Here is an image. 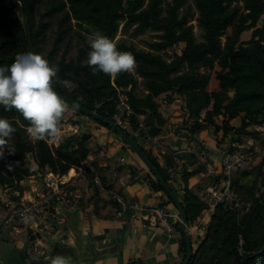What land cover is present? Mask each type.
Masks as SVG:
<instances>
[{
	"label": "trees",
	"instance_id": "obj_1",
	"mask_svg": "<svg viewBox=\"0 0 264 264\" xmlns=\"http://www.w3.org/2000/svg\"><path fill=\"white\" fill-rule=\"evenodd\" d=\"M10 1L0 0V66H11L18 54L29 52L21 4L16 0ZM22 1L28 12L36 53L43 51L50 20L58 17L54 44L47 50L46 59L58 66L54 80L71 81L74 87L68 89L57 82L54 90L114 122L119 93L125 92L135 112L130 128H125L129 135L134 136L133 133L139 130V115L145 116V124L152 135L160 134L167 120L157 98L166 94L168 100L172 101L173 93H177L187 99L190 138H196L204 129L213 128L217 143L230 137L227 150L233 151L237 142L249 136H259L260 129L249 128L252 124L264 125V23L258 25L264 14V0H194L199 12L198 24L203 29L201 41L196 37L194 25L189 23L194 16L191 7L185 11L182 9L188 0ZM17 6L20 7L19 15L16 14ZM122 24L125 32L133 28V35L146 30L156 31L157 40L149 43L151 49L146 50L121 39L116 43L117 49L133 54L135 70L122 72L116 78L100 71L94 73L87 64L90 50L88 35L100 31L114 40ZM250 29L252 38L243 41L242 34ZM75 35L81 41L77 56L67 59L63 55L58 59L59 47L67 37ZM180 43L185 44L184 48L171 60L154 51L168 50ZM203 67L213 69L214 78L201 72ZM139 77H142L145 88L143 94L138 91ZM75 110L86 115L78 108ZM239 116L241 124L236 127L231 121ZM0 117L8 119L16 129L5 146L7 148H0V187L8 186L14 191L22 189L21 181L31 172L26 163L30 153L36 155L39 171L43 174L49 169L67 173L88 159L91 153L92 135L88 131L71 133L64 137L58 147L52 148L48 139L29 137L26 131L29 122L15 109L7 111L0 106ZM88 117L115 131L108 124ZM64 122L65 119L61 125ZM140 146L169 183V177L161 169L157 158L145 146ZM256 166L264 183V157ZM149 170L153 176V187L162 190L168 202L177 208L156 175ZM252 170L237 174L234 180V186L243 200L250 203L249 210L242 213L224 203L217 204L200 243L195 250L193 247L189 264H264V193L257 195L253 186L246 192L247 186L241 183V178L250 175ZM194 173L185 174L186 179ZM216 177L205 176L209 183L204 184L203 190ZM171 187L181 199L190 225L207 204L202 196L187 186L183 194H180L179 188ZM181 253L183 264L188 253L183 233Z\"/></svg>",
	"mask_w": 264,
	"mask_h": 264
},
{
	"label": "crops",
	"instance_id": "obj_2",
	"mask_svg": "<svg viewBox=\"0 0 264 264\" xmlns=\"http://www.w3.org/2000/svg\"><path fill=\"white\" fill-rule=\"evenodd\" d=\"M88 118L85 124L92 135L89 157L98 167L105 188L99 189L89 176L79 177L76 184L81 193L79 206L66 210L65 234L51 241L46 259L52 257V248L59 244L67 248L59 253L68 257V264H181L182 232L179 230L181 214L178 208L168 202L162 190L153 187V176L142 159L122 153L125 141L120 135L101 124L99 128L97 121ZM165 118V127L158 134L161 145L157 148L152 145L149 150L169 177V183L179 188L180 194L187 186L202 196L204 186L209 183L204 172L208 167L220 165L228 138L217 143L213 128L204 129L196 138H190L187 117ZM239 121L240 116L231 123L238 127ZM202 141L211 153L208 161L202 162L187 152L176 153ZM191 171L195 173L186 179L185 174ZM111 192L123 195L129 203L138 200L144 206L168 205L175 229L169 231L161 226H145L141 219L132 218L128 212L118 218L119 204ZM206 218L209 221L211 213ZM190 226L188 224V231Z\"/></svg>",
	"mask_w": 264,
	"mask_h": 264
},
{
	"label": "built area",
	"instance_id": "obj_3",
	"mask_svg": "<svg viewBox=\"0 0 264 264\" xmlns=\"http://www.w3.org/2000/svg\"><path fill=\"white\" fill-rule=\"evenodd\" d=\"M134 113L127 94L120 91L115 123L124 129H129ZM144 119V115L138 116L139 130L144 134L146 142L151 143L154 147L160 146L159 136L152 135L149 132ZM257 127V129L264 130V125ZM87 128L88 125L85 123L66 124L64 122L61 125L58 138L56 140L48 139L47 141L52 148H55L64 139L67 130H72L75 134H81L86 130L88 131ZM99 128H101L100 124ZM249 137L252 143L259 141L253 136ZM236 146L233 151L226 150L222 154L219 166L208 167L204 172V176L216 175L217 177L203 191L202 199L206 202L207 207L202 212L203 217H199L198 223L195 226H190L191 231L203 234L207 225L206 217L219 203L237 208L240 212L249 210L250 203L243 200L234 186V180L237 174L251 171L255 167L256 156L261 149L258 146L246 145L245 140L237 142ZM184 152L202 162L211 158L210 150L204 141L186 148V151L179 149L176 153ZM122 160H124V157H122ZM71 170H74L73 175ZM87 174L92 176L93 183L99 189L105 188L98 167L93 159L88 157L80 165H75L64 174L50 169L43 174L39 170L31 169L30 175L20 183L22 189L14 191L10 198L4 199V210L2 212L5 213L1 217L4 221L3 226L12 227L17 234L25 230L27 239L30 242L27 249L30 256L33 258L48 257L51 241H55L58 235L65 234L66 210L79 206L81 193L76 184L79 177ZM111 195L119 204L116 213L118 218L124 217L128 212L132 218L141 219L145 226H161L169 231L175 229L172 223L173 214L168 205L159 203L144 206L138 200L129 203L123 195L116 192H111ZM23 213L32 215L35 218L34 221L26 223L22 218Z\"/></svg>",
	"mask_w": 264,
	"mask_h": 264
},
{
	"label": "clouds",
	"instance_id": "obj_4",
	"mask_svg": "<svg viewBox=\"0 0 264 264\" xmlns=\"http://www.w3.org/2000/svg\"><path fill=\"white\" fill-rule=\"evenodd\" d=\"M87 42L90 47L87 64L94 73L100 71L116 78L122 72L135 70L133 54L119 51L116 42L102 32L93 31ZM57 73L58 66L34 51L18 54L11 66H0V106L7 111L15 109L29 122L26 131L32 139L56 140L66 114L79 107L76 103L70 108L54 90L57 82L68 89L74 87L71 81H55ZM15 131L8 119L0 117V148L7 145ZM22 218L26 223L35 219L27 213ZM48 264H68V257L57 253Z\"/></svg>",
	"mask_w": 264,
	"mask_h": 264
},
{
	"label": "rangeland",
	"instance_id": "obj_5",
	"mask_svg": "<svg viewBox=\"0 0 264 264\" xmlns=\"http://www.w3.org/2000/svg\"><path fill=\"white\" fill-rule=\"evenodd\" d=\"M11 2L10 0H8ZM12 4V3H11ZM191 7V12L194 13V16L190 19L189 23H192L194 25V32L196 34V37L199 41L203 40V29L199 26L197 16L199 14L194 0H188V3L182 8L183 11H185L188 7ZM16 14H20V7H16ZM57 21L58 17H54L50 20V26L47 31V38L44 41L43 45V51L42 54L46 58V52L50 48H52L54 44V38L57 33ZM264 23V14L261 16L260 20L258 21V25H262ZM123 24L120 26V30L117 33L114 41L117 43L121 39H124L127 41L129 44L135 45L139 49H146L150 50L149 43L157 40V32L156 31H151V30H146L144 33L138 34V35H133L132 31L133 28H130L128 32H125L122 30ZM252 38V29L246 30L242 36L241 39L243 41H248ZM224 39V38H223ZM81 44V41L77 35L71 37H67L65 42L59 47V52H58V59L61 58L63 55L67 57V59L76 57L78 54V47ZM185 44L180 43L168 50H163V51H157L154 50L155 52L161 53L166 59L171 60V58L174 56L176 53H181L182 49L184 48ZM201 72H205L209 74L211 77L214 78V70L209 68V67H203L200 69ZM214 85V81L212 80V86ZM140 94H143L145 92L144 84L142 82V77H139V89H138ZM234 93V91H232ZM174 97L173 100L170 101L168 100V97L166 94L160 95L157 100L160 103V109L165 117H188L186 105H187V99L185 96L179 95L177 93H173ZM71 108V107H70ZM86 120H89L88 115H82L79 114L76 110L69 112L66 114L65 117V123H85ZM91 120V118H90ZM219 122H221V118H218ZM239 126L241 124V118L240 121L238 122ZM170 124L175 125V123L170 122ZM179 126V125H177ZM260 125H255L252 124L250 126V130H256ZM180 127H177V129ZM182 128V127H181ZM184 128V127H183ZM189 129V128H188ZM260 129V128H259ZM87 131V130H86ZM85 132V131H84ZM73 133L72 130H67L64 135H69ZM133 137L139 142L140 145L146 146L148 149L152 148L151 143H147L144 137V134L138 130L135 133H133ZM122 138V136L120 135ZM250 137L245 138V144L246 145H252V146H258L259 149H261L260 152L257 153L256 156V162L255 166L258 165L261 160L264 157V130L261 132L259 131V136L256 138L259 141L258 142H251L249 140ZM124 141L125 139L122 138ZM230 145V137L228 138V146L226 147L227 149L229 148ZM7 147H3L1 149H6ZM147 150V149H146ZM123 154H134L136 157L140 159V156L138 155L137 152L134 151L132 146L125 141V148L122 151ZM150 153V151H148ZM144 166L149 170L147 165L144 163V160H141ZM26 163L30 167V169L33 170H39L38 164H37V158L34 153H30L26 159ZM258 167V166H256ZM254 167L252 170V173L250 175L242 177L241 178V183L245 184L247 186L246 192L249 191V189L253 186L254 192L257 195H260L261 193H264V183L262 181V178L259 174V170ZM161 169L164 171V169L161 167ZM150 171V170H149ZM89 176L90 178L92 177L90 174L87 175H82L81 177ZM257 181V182H256ZM256 182V184H254ZM14 190L11 187L8 186H1L0 187V201L3 202V204L0 205V264H48L49 259L45 258H36L29 256L27 253V249L30 245L29 240L27 239V235L25 230H23L20 234H17L15 230L12 229V227H4V221L1 219L4 211V199L10 198V196L13 194ZM200 195V193H199ZM171 204L174 206V204L171 202ZM175 207V206H174ZM176 208V207H175ZM214 210V209H213ZM212 210V211H213ZM211 213V212H210ZM243 213V212H242ZM202 215V213L200 214ZM199 217H203L200 216ZM199 217L197 220L194 222H191V226H195L198 221ZM207 219V218H206ZM205 219V220H206ZM208 223V220H207ZM205 232H203L204 234ZM189 234L192 237V242H193V247L194 250L196 249V246L198 243H200L202 239L203 234H199V232L191 231L189 229ZM20 236V237H19ZM201 238V239H200Z\"/></svg>",
	"mask_w": 264,
	"mask_h": 264
},
{
	"label": "water",
	"instance_id": "obj_6",
	"mask_svg": "<svg viewBox=\"0 0 264 264\" xmlns=\"http://www.w3.org/2000/svg\"><path fill=\"white\" fill-rule=\"evenodd\" d=\"M16 1L20 2V4H21L22 14L24 16V21H25V27H26V34H27V41H28L29 51H34L35 52L34 43H33L32 34H31L30 21H29V16H28V12H27L26 6H25V4H24V2L22 0H16ZM58 94L65 101H67L71 105L77 103L74 99H72L71 97H69V96H67V95H65L63 93H58ZM78 109H80L86 115L91 116V117L95 118L96 120H99V121H101V122H103L105 124H108L115 131H117L122 136V138H124L125 141L129 145L132 146V148L138 153V155L146 162V164L149 166V168L156 175V177L161 182V184L163 185V187L165 188V190L167 191L169 196L173 199L175 205L177 206V208H178V210H179V212L181 214V220H180L179 226H180V229H181V231H182V233L184 235V238L186 240L187 250H188L187 257L184 260L183 264H189V262H190V260H191V258L193 256L194 251H193V246H192V239H191V236H190V234L188 232V215H187V211H186L184 205L182 204L181 199L177 195L176 191L174 189H172L171 185L167 182V180L164 178V176L160 173L159 169L153 163L151 158L141 148L139 142L132 135H129L128 132L124 128L119 126L114 121H111V120L105 118L101 114L90 110L89 108L83 106L82 104H79ZM64 249L67 250L66 247H62L59 244L56 245L51 250L52 257L54 255H56L57 253H59L60 251L64 250Z\"/></svg>",
	"mask_w": 264,
	"mask_h": 264
},
{
	"label": "bare ground",
	"instance_id": "obj_7",
	"mask_svg": "<svg viewBox=\"0 0 264 264\" xmlns=\"http://www.w3.org/2000/svg\"><path fill=\"white\" fill-rule=\"evenodd\" d=\"M71 174H72V175L74 174V170H71Z\"/></svg>",
	"mask_w": 264,
	"mask_h": 264
}]
</instances>
